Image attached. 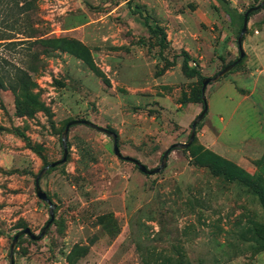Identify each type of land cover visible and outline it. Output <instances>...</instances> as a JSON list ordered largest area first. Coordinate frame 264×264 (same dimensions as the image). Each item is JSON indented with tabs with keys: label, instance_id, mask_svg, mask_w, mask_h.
I'll list each match as a JSON object with an SVG mask.
<instances>
[{
	"label": "rangeland",
	"instance_id": "obj_1",
	"mask_svg": "<svg viewBox=\"0 0 264 264\" xmlns=\"http://www.w3.org/2000/svg\"><path fill=\"white\" fill-rule=\"evenodd\" d=\"M33 1L16 45L0 47V72L22 70L30 96L10 80L0 90V264H10L18 230L38 235L49 220L34 178L62 158L69 121L112 130L123 157L155 169L172 145L188 141L203 109L201 80L240 55L236 32L212 0L131 1L165 31L162 51L129 0L104 9L97 8L103 0ZM228 1L244 13L262 0ZM40 39L74 42L92 66L60 43H34ZM242 51L239 64L207 86L193 144L172 150L159 174L117 158L107 135L72 127L67 161L40 181L54 221L40 241H18L14 264H264L258 196L206 167L231 163L264 193V8L249 17ZM183 52L199 77L184 75Z\"/></svg>",
	"mask_w": 264,
	"mask_h": 264
},
{
	"label": "trees",
	"instance_id": "obj_2",
	"mask_svg": "<svg viewBox=\"0 0 264 264\" xmlns=\"http://www.w3.org/2000/svg\"><path fill=\"white\" fill-rule=\"evenodd\" d=\"M119 1L120 0H103L102 5L97 8L100 9L109 8L118 5ZM124 1H128V0H124ZM131 1L132 0H129L127 2V6L130 14L134 16L142 24L143 27L146 28L147 32L151 36L159 39V47L160 50L162 51L168 43L167 35L165 31L160 27L156 19L149 12H147L146 9H144L142 6L138 4H132ZM212 1L214 3L213 5L215 10L217 12L222 11L228 17L230 21V25L236 32V40H237V37L242 27V20L244 13H241L236 7H231L228 0H212ZM255 1L257 2L258 0ZM34 7L35 6L33 0H0V47L4 48L6 46L16 45V42L13 41V39H15V37L13 36L18 34L17 31L26 30L25 28H21L19 26V21L24 16H28L29 15L28 12L34 9ZM252 7L255 6H251L250 8ZM34 43H40L42 45H54L60 43L61 48L56 47L57 49H66L73 51L76 55L81 57L83 61H85V63H87L89 66L90 65L92 66V60L90 58V55L85 50H83V48L77 46V44H75L74 42L67 41L65 39H58V40L40 39V40H36ZM238 58L235 61H237ZM192 63L194 65H192ZM197 65H198L197 62L193 61L186 53L183 52L182 71L185 76L199 77L200 74L199 71L197 70ZM4 80L6 81L10 80L9 87L13 89L15 92L19 93L21 97H24L26 99L30 97L27 94V80L25 77V73H23L22 70L18 69V71L14 73L13 76H9V77H7V73L4 72L2 74V72H0V90L3 87H5ZM201 86H202V80H201ZM197 96H198L197 100L201 102L203 105L201 99V88ZM68 149H69V144H68ZM206 167L209 169L211 175L215 177L222 176L224 179L228 181L231 182L236 181L250 187L254 191V193L258 196L259 202L264 209V193L262 192L261 188L258 185H256L254 182L249 180L246 176H244L242 172L236 168V166L228 162H221L219 164L212 162L207 164Z\"/></svg>",
	"mask_w": 264,
	"mask_h": 264
},
{
	"label": "water",
	"instance_id": "obj_3",
	"mask_svg": "<svg viewBox=\"0 0 264 264\" xmlns=\"http://www.w3.org/2000/svg\"><path fill=\"white\" fill-rule=\"evenodd\" d=\"M263 8H264V0H262L257 6L249 8L244 12L243 20H242V27H241L240 33L237 37V40H236L238 50L240 52L238 60L227 65L226 67H224L217 74H215L212 78H203L202 79L201 99L203 102V109H202L201 113L197 116V118L191 124V132H190V136H189L188 141L186 143H182V144H174L171 146V148L169 150L165 151L161 157L160 165L157 168L149 170L145 165L141 164L139 161L132 159L130 157H123L120 153L119 148H118L117 135H116V133H114L113 131H111L109 129L97 126V125H95L92 122L87 121V120H72V121H69L65 125V127L61 133V136H60L61 147H62V151H63L62 158L60 160H57L55 162H52V163H49V164L43 166L34 178L35 196L38 200L44 202L47 205L49 220L47 221V223L45 224V226L42 228V230L40 231V233L38 235L33 234L29 228L18 230L14 234L12 241H11L10 248H9V254H8V261L10 264H14V261H13L14 251H15L17 243L21 237L26 236V237H29L33 241H40L45 236V234L47 233V231L49 230L50 226L52 225V223L54 221L55 204H53L51 202V200L48 198L47 194L42 190V188L40 186V181L49 170L56 168V167L64 164L67 161L69 130L74 126L84 125V126H87L91 129L97 131V132L103 133V134H105L111 138L113 152L117 158L124 159L125 161L132 163L141 173H143L145 175L152 176L155 174H159L161 171H163L165 169L167 157L172 150H186L187 148H189L192 145L193 141L195 140V136H196V127L203 120L205 115L207 114V106H206V100H205V92H206L207 86L211 85L213 83H216L222 77H224L226 74L231 72L234 69V67L243 58L244 54L242 51V43H243L244 35L247 32V25H248L249 16L251 14H253L254 12H257Z\"/></svg>",
	"mask_w": 264,
	"mask_h": 264
}]
</instances>
